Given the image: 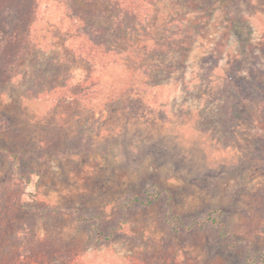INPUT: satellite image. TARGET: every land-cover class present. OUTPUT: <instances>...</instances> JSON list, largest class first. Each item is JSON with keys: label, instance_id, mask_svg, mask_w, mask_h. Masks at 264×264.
<instances>
[{"label": "rangeland", "instance_id": "1", "mask_svg": "<svg viewBox=\"0 0 264 264\" xmlns=\"http://www.w3.org/2000/svg\"><path fill=\"white\" fill-rule=\"evenodd\" d=\"M73 1L106 29L109 51L81 48L71 0H0V144L19 153L0 150V253L264 264V116L248 93L236 119L216 118L234 68L236 83L263 90L264 0H145L132 20L114 0ZM202 8L209 20L176 67L181 54L157 46ZM215 208L223 229L194 223ZM177 216L187 227L168 222Z\"/></svg>", "mask_w": 264, "mask_h": 264}, {"label": "trees", "instance_id": "2", "mask_svg": "<svg viewBox=\"0 0 264 264\" xmlns=\"http://www.w3.org/2000/svg\"><path fill=\"white\" fill-rule=\"evenodd\" d=\"M72 3L76 6L74 1L71 0V4H67V9L71 12L72 23L75 26H78L77 30L79 36L82 37L81 48L85 50L88 56L95 58L99 55V51L101 50L100 48H102L105 52L109 51L110 49L108 50L107 46L105 45L106 38L104 37V35L106 33V29L98 27L92 20L91 22H88L86 16L82 14V9H78L77 7L75 8ZM191 4H193V2ZM113 6L114 8L118 9V11L124 12L125 17L128 15L129 19L131 20L133 18L140 17L142 9H146L145 0H114ZM202 12H204V14ZM200 13H202L200 14V16H197V18H195L194 20L191 19L190 24L186 25L179 39H175L170 36L165 38L157 46L159 47V51L163 53H166L170 50H175L181 54V58H183V60L173 63L176 67L184 64L192 47L194 35L197 33V31L203 29L205 24L209 20V16L207 15V10H205V8H202L200 10ZM228 23L229 24H226L223 30V39H228V37H230L231 35L232 29L235 28V23ZM232 73L233 75L229 76L228 78V84L231 85L230 92L232 94H228L225 98H222L224 100V104L222 105V107H220L219 113L216 114V118L218 119L219 124H221L222 126H227L229 120L232 119L234 115L236 119L238 110L240 111V106L237 107L236 104L241 101V97L243 95H247L248 93H251L252 97L255 98V104L261 109L262 115L264 116V85H262L263 90L257 91L256 89L258 85H254L253 87L252 84H247L246 86L245 84H242V81L236 83V81L234 80L235 75L237 74L235 68ZM245 87H247V89H244ZM0 150L8 153L15 159V161L19 160V153L12 151L9 147L0 144ZM135 199H138V197H135ZM35 202L36 199L34 197L31 203L34 204ZM28 208L31 212H34L36 209L34 205L29 206ZM59 210H63L67 213L72 214L79 222L92 221L93 219L101 220L100 216H89L86 213L81 212V210H79L78 208L59 207L53 209L54 212H57ZM221 215L222 211L218 208H215L207 213H204L203 216L198 220H194V223H201L202 225H204L210 224L207 223L208 221H210L211 224L218 225L220 229H223L225 225L221 220ZM100 222L101 221H99V223L97 224L94 223L93 227L99 226ZM168 222L176 227V229H179L180 226L181 228L182 226L187 227L178 216L168 219ZM121 225L122 224H119V226ZM97 239H105L103 236V232L100 230L97 233ZM11 252L9 256H7V254L0 253V264H45V260H42V258H40L41 252L33 253L31 255H27L29 251H27L26 253L21 252L20 250ZM21 257H25L23 259H26V261H22ZM249 257L250 259L256 258L255 253H253L251 250Z\"/></svg>", "mask_w": 264, "mask_h": 264}]
</instances>
